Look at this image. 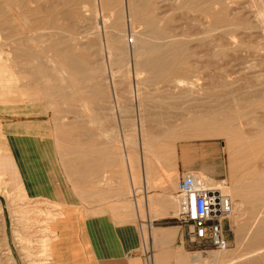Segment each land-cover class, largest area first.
Segmentation results:
<instances>
[{"label": "rangeland", "instance_id": "obj_1", "mask_svg": "<svg viewBox=\"0 0 264 264\" xmlns=\"http://www.w3.org/2000/svg\"><path fill=\"white\" fill-rule=\"evenodd\" d=\"M133 2L130 14L127 0H0V264L50 261L61 204L28 187L41 182L43 146L67 189L84 165L83 185L115 196L120 218L154 216L149 191L158 210L176 212L170 194L185 171L230 183L223 135L173 138L193 119L240 134L242 185L231 193L243 214L224 221L229 246L220 251L190 242L172 213L183 227L178 247L172 261L153 254V264L264 246V0ZM148 43L167 48L164 64H143ZM142 139L157 154L170 141L171 163L152 160L145 172ZM140 230L149 240L147 223Z\"/></svg>", "mask_w": 264, "mask_h": 264}, {"label": "crops", "instance_id": "obj_2", "mask_svg": "<svg viewBox=\"0 0 264 264\" xmlns=\"http://www.w3.org/2000/svg\"><path fill=\"white\" fill-rule=\"evenodd\" d=\"M5 126L9 128L11 124L4 121ZM40 150L41 182L29 185V190L61 204L60 214L51 220L50 261L54 264H146L148 253L173 260L174 249L178 247L174 243L183 227L168 220L173 208L158 210L154 192H145L146 204L152 207L154 216L145 210L146 218L140 219L138 215L131 217L126 210L125 218H120L118 213L122 210H115L119 203L115 196L98 195L94 189L91 191L89 184L83 185L89 178L85 173L87 167L82 165L79 169L77 164L76 179L71 177L67 189L50 150L45 146ZM128 197L138 210L137 193L130 191ZM141 222L147 223L149 240L142 238Z\"/></svg>", "mask_w": 264, "mask_h": 264}, {"label": "bare ground", "instance_id": "obj_3", "mask_svg": "<svg viewBox=\"0 0 264 264\" xmlns=\"http://www.w3.org/2000/svg\"><path fill=\"white\" fill-rule=\"evenodd\" d=\"M127 1L128 3L126 6V9L128 13L131 14L132 9L135 8V5H134L133 0H127ZM146 46H147L146 49H148L149 51H148L147 56L143 59V64H145L146 66L148 65L157 66V65L165 63V50L164 49L167 50V48L162 49L160 48L159 45L153 44V43H148ZM133 50H134L133 55L135 56L138 53L137 47L134 46ZM191 122L192 124L189 127H186V128L180 127L178 133H176L173 138L182 139V138H192V137H198V136H204V135H209V136L210 135L211 136L223 135L225 137L226 149H227L228 158H229L228 165H229L230 183L228 182L226 178H222L221 180H216L207 174H204V173L201 174V172L199 171H196V174L201 179H203L207 185H211V186H214L215 188H219L222 193L229 196L231 203H232V213H231L230 219L233 217V215H234V218H236L240 214H243L242 205L239 202H235V199L232 197L231 190L233 191L235 195L237 192H239L238 190L241 188L240 185H242V180H241V177L239 179V176L241 175L239 172H240V165L244 161V158H245L244 150L246 149L245 148L246 146L244 143L238 141L240 134L236 130L230 128L229 125L225 121L221 123L206 124L205 122H202L199 119L197 120L193 119L191 120ZM140 144L143 149L144 160L142 158V162H143V167L145 168V172L147 169L148 170L151 169L152 160L155 161V164L159 168H164L167 163H171L173 156H174V150L172 147V143L170 141L166 142L162 150V153L160 152V154L152 152L149 149L150 147H148L149 143H147V141L145 142V140L142 139L140 140ZM160 160H161V164H159ZM147 180H150L149 174L144 176V181L147 182ZM174 195L176 194H170L171 198L173 197L177 198L176 197L177 195L176 196ZM253 239L254 238H252V240ZM263 248L264 246L263 247L258 246L257 248L252 247L249 250L247 249L246 251L242 253L235 254L232 256H227L226 258L223 254L222 255L224 257L222 256L220 257L219 255H217V253L216 254L207 253L205 256H203L201 251H196L188 255H185L184 258H182L183 257L182 256L180 259H177V261L180 264H205L207 260L210 261L211 264H264V252H263L264 250H262ZM258 254H261L260 256L261 258H258L259 256L256 257V255ZM152 264H153V258H152Z\"/></svg>", "mask_w": 264, "mask_h": 264}, {"label": "built area", "instance_id": "obj_4", "mask_svg": "<svg viewBox=\"0 0 264 264\" xmlns=\"http://www.w3.org/2000/svg\"><path fill=\"white\" fill-rule=\"evenodd\" d=\"M177 211L172 218L185 224L190 242L224 250L229 246L225 235L224 221L232 213V203L228 195L219 188L207 185L197 176L196 171L181 173L177 182ZM152 254L146 255V264H152ZM45 264H54L47 261Z\"/></svg>", "mask_w": 264, "mask_h": 264}]
</instances>
